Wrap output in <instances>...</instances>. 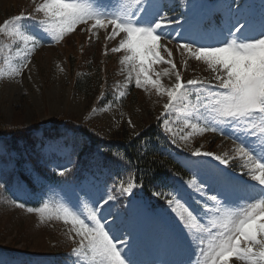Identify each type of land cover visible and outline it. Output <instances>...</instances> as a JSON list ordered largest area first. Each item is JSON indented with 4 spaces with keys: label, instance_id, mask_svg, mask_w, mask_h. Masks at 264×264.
<instances>
[{
    "label": "rangeland",
    "instance_id": "1",
    "mask_svg": "<svg viewBox=\"0 0 264 264\" xmlns=\"http://www.w3.org/2000/svg\"><path fill=\"white\" fill-rule=\"evenodd\" d=\"M42 2L0 0V25L22 16L17 25H22L23 30L41 42L34 47L32 42L26 44L10 33L0 34V115L10 126L33 129L37 125L38 137H42L41 129L50 128L62 119L68 126H87L108 141L115 140L117 131L123 127L134 136L146 126L162 121L163 133L178 150L179 160L193 177L191 181L179 182L171 192L178 191L181 203L177 205L174 201L170 207L167 202L165 207L152 210L144 201L129 200L119 207L112 201L103 204L101 200L97 205H102L98 218L108 231L133 242L130 258L136 264H209L201 248H206L222 228L218 224L213 227L219 214L210 207L213 202L208 197L219 194L229 202L233 212L240 214L250 198L244 183H257L248 175L244 158L235 152L236 143L231 136L240 133L232 132L227 126L224 127L229 135L212 131L201 133L191 128L192 123L204 127L215 116L211 108L203 107L204 103H209L207 98L211 93L199 86L165 113L167 95H158L150 85L137 88L131 63H120L126 53L111 51L123 38L121 33L115 39H106L111 26L89 32L90 24H80L57 42L40 24L42 14L34 13L35 6ZM123 2L99 0L98 6L118 10ZM155 2L165 7L163 14L169 21L180 20L179 25L172 23L168 29L173 34L172 42H159L171 52L175 70L164 63L169 59L164 47H158L162 60L151 66L150 75L155 79L158 74L164 89L176 83V73L183 83L190 79L203 80L210 86L217 83L213 72L203 62L178 49L179 44L216 43L224 38L221 30L226 36L227 27L236 18L247 19L254 35L264 23V0H216V3L210 1L211 4L200 0ZM213 13L215 21L212 22L209 16ZM16 69L20 70L18 76L14 75ZM84 77L91 79L87 95L75 87L76 81ZM196 91L200 92V102ZM184 136L187 139H182ZM61 140L43 139L38 152L39 165L56 175L73 166L70 150L60 144ZM196 150L223 157L228 163L222 165L211 156L195 157L192 152ZM12 159L13 155L0 140V183L5 185L0 188V259L4 264H74L77 258L72 248L78 246L80 238L70 232L71 224L57 218V209L67 205L90 224L85 205L91 207L89 198L97 193L106 198L105 186L91 172L83 173L78 185L65 180L59 184L48 183L27 163L23 170L33 184L31 189L26 182L12 176ZM209 172L227 173L235 178V185L225 191L213 181L200 183ZM17 203L24 207H16ZM44 203L49 205V212L43 218L36 211L27 210L43 207ZM121 247L127 254V245ZM80 260L82 264H89L83 256ZM229 264L243 262L230 258Z\"/></svg>",
    "mask_w": 264,
    "mask_h": 264
},
{
    "label": "snow or ice",
    "instance_id": "2",
    "mask_svg": "<svg viewBox=\"0 0 264 264\" xmlns=\"http://www.w3.org/2000/svg\"><path fill=\"white\" fill-rule=\"evenodd\" d=\"M98 4L99 0H43L35 6L34 13L42 14L40 24L44 25V31L50 32L57 42L80 24H90L89 32L111 26L112 31L106 39H115L122 33L123 38L119 45L111 51L126 53L120 63H131L137 88L150 85L156 89L158 95H167L168 102L163 106L165 113L174 107L176 101H183L187 94L195 91V86L211 93L207 98L209 103H204L203 107L211 108L215 116L204 127L192 123L191 128L201 133L212 131L221 135H229L224 126L232 132L238 131L240 134L231 136L236 143L235 152L244 158L248 175L257 183H244L250 198L245 201L240 214L233 212L229 202L219 194L208 197L213 202L210 207L219 214L213 227L218 224L222 231L212 237L206 248H201V254L207 258L209 264H229L230 258L242 261L243 264H264V23L261 24L259 33L254 35V29L247 19L236 18L227 27L226 36L224 30H221L224 38L216 43L197 46L193 43L179 44L178 49H183L196 61L203 62L213 72L217 83L210 86L199 79H190L183 83L180 74L176 73V83L164 89L159 75L155 79L150 75L151 66L162 60L158 47L164 46L159 42H172L173 34L168 29L172 23L179 25L180 20L169 21L167 15L163 14L165 7L158 5L155 0H124L118 10H110ZM22 18L18 15L12 20L4 21L0 25V34L10 33L26 44L32 42L34 47L38 46L41 43L39 39L23 30L22 25H17L16 22ZM164 51L169 55L164 63L170 64L174 71L171 52L166 47ZM14 75H20V70H14ZM214 88L218 90L213 91ZM196 96L200 102L199 91H196ZM182 139H187V136ZM192 155L211 156L222 165L228 163L225 158L209 152L196 150ZM65 174L66 170L58 172L60 176ZM206 181L217 183L225 191L235 185V178L223 172H209L200 183ZM3 187L5 185L0 183V188ZM120 187L123 193H129L135 184L130 181L125 187L121 182ZM165 198L170 207L174 201L177 205L181 203L178 191L171 193V198ZM113 199L110 193L106 198L100 193L89 198L91 207L86 204L85 210L90 224L67 205H61L57 209V218L62 219L65 224H71L70 232L80 238L78 246L72 248V254L77 258L74 264H82V256L89 264H136L130 258L133 242L108 231L98 218L102 208V205L97 206L98 202L102 200L103 204H107ZM16 207L24 205L17 203ZM27 210L30 213L36 211L43 218L49 212V205L44 203L43 207ZM175 210L173 207L172 211ZM180 219L183 222V217ZM201 243L204 241L201 240ZM121 245H127V254ZM0 264H4L2 259Z\"/></svg>",
    "mask_w": 264,
    "mask_h": 264
},
{
    "label": "trees",
    "instance_id": "3",
    "mask_svg": "<svg viewBox=\"0 0 264 264\" xmlns=\"http://www.w3.org/2000/svg\"><path fill=\"white\" fill-rule=\"evenodd\" d=\"M91 79L84 77L75 83L82 94H88ZM63 120L56 121L50 128L41 129L42 137L33 129L8 125L0 115V140L6 150L13 155L12 176L24 181L33 189V184L24 173L23 167L30 163L38 176L49 183H61L65 180L76 185L86 172H91L105 184L113 200L123 205L129 200L128 193L121 191V182L126 187L133 182L135 187L130 197L136 201H146L154 207L163 206L175 182L174 179H188L189 173L176 158L177 151L162 134L161 122L150 124L137 135L131 136L121 128L115 140H105L87 126H68ZM43 139H52L71 149L69 158L73 168L64 176L55 175L39 165L38 154ZM30 180V181H29ZM164 193V195H156ZM5 252V251H4Z\"/></svg>",
    "mask_w": 264,
    "mask_h": 264
}]
</instances>
